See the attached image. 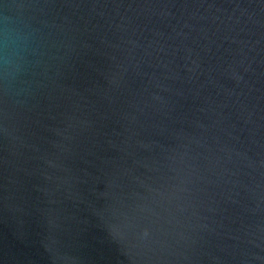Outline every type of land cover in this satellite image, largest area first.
I'll return each mask as SVG.
<instances>
[{
    "label": "water",
    "instance_id": "1",
    "mask_svg": "<svg viewBox=\"0 0 264 264\" xmlns=\"http://www.w3.org/2000/svg\"><path fill=\"white\" fill-rule=\"evenodd\" d=\"M5 29L0 264H264V0H0Z\"/></svg>",
    "mask_w": 264,
    "mask_h": 264
},
{
    "label": "clouds",
    "instance_id": "2",
    "mask_svg": "<svg viewBox=\"0 0 264 264\" xmlns=\"http://www.w3.org/2000/svg\"><path fill=\"white\" fill-rule=\"evenodd\" d=\"M0 37H2V42H0V48H2V52H3V54L0 55V63L7 65L10 55H12L11 35H10L9 31L7 29H5L4 32L2 34H0Z\"/></svg>",
    "mask_w": 264,
    "mask_h": 264
}]
</instances>
